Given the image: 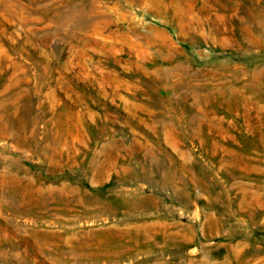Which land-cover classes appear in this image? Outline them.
Here are the masks:
<instances>
[{"label":"rangeland","instance_id":"374dc122","mask_svg":"<svg viewBox=\"0 0 264 264\" xmlns=\"http://www.w3.org/2000/svg\"><path fill=\"white\" fill-rule=\"evenodd\" d=\"M0 264H264V0H0Z\"/></svg>","mask_w":264,"mask_h":264},{"label":"trees","instance_id":"16d2710c","mask_svg":"<svg viewBox=\"0 0 264 264\" xmlns=\"http://www.w3.org/2000/svg\"><path fill=\"white\" fill-rule=\"evenodd\" d=\"M169 29V28H168ZM170 30V29H169Z\"/></svg>","mask_w":264,"mask_h":264}]
</instances>
